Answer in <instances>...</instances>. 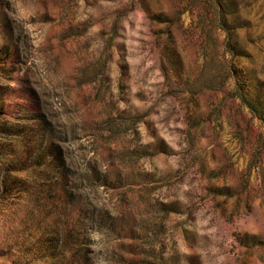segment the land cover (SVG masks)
<instances>
[{"label":"rangeland","instance_id":"1","mask_svg":"<svg viewBox=\"0 0 264 264\" xmlns=\"http://www.w3.org/2000/svg\"><path fill=\"white\" fill-rule=\"evenodd\" d=\"M0 264H264V0H0Z\"/></svg>","mask_w":264,"mask_h":264},{"label":"trees","instance_id":"2","mask_svg":"<svg viewBox=\"0 0 264 264\" xmlns=\"http://www.w3.org/2000/svg\"><path fill=\"white\" fill-rule=\"evenodd\" d=\"M56 149H57V151H56L55 157L57 156V157H59L60 160H62V157H61V154H60V148L56 147ZM47 152L51 153V150L50 151L48 150Z\"/></svg>","mask_w":264,"mask_h":264}]
</instances>
